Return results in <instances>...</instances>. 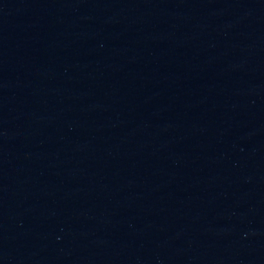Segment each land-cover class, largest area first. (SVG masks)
I'll use <instances>...</instances> for the list:
<instances>
[{
    "label": "water",
    "instance_id": "95a60500",
    "mask_svg": "<svg viewBox=\"0 0 264 264\" xmlns=\"http://www.w3.org/2000/svg\"><path fill=\"white\" fill-rule=\"evenodd\" d=\"M0 264H264V22L0 54Z\"/></svg>",
    "mask_w": 264,
    "mask_h": 264
}]
</instances>
